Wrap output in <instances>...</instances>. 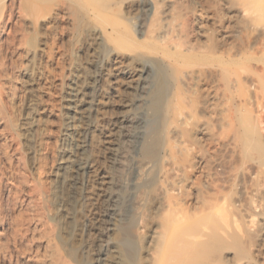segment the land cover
Segmentation results:
<instances>
[{"label": "rangeland", "instance_id": "obj_1", "mask_svg": "<svg viewBox=\"0 0 264 264\" xmlns=\"http://www.w3.org/2000/svg\"><path fill=\"white\" fill-rule=\"evenodd\" d=\"M0 1V264H96L101 240L107 236L99 240L94 228L95 217L103 211L93 201L96 183L90 181L87 187L92 199L74 205L66 248L49 218L51 160L61 144L59 118L64 111L60 85L69 62L84 55L87 45L77 49L78 37L64 20L55 22L51 36L34 32L9 7V0ZM59 1L30 0L33 9L26 13L30 10L29 16H40ZM135 1L76 0L72 5L80 13L84 7L78 3L84 2L107 10L126 36L127 47L120 50L138 53L151 70L143 78L140 103L124 123L120 152H127L120 153L119 162L111 167L117 179V212L130 231L128 264H145L140 238L152 225L173 243L179 242L174 250L180 256L174 264H264V7H258L260 0H151L157 10L151 9L145 18L140 7L143 0ZM261 3L264 6V0ZM165 6L169 10L164 19ZM86 17V27L103 25ZM162 29L169 36L160 41L156 37ZM175 35L181 41L177 47L169 42ZM30 40L36 47L41 43L37 47L41 52L29 63L24 49ZM191 70L199 74L189 76L190 80ZM153 83L163 100V108L154 116L147 106V90ZM29 109H35L31 112L37 124L33 135H39L36 156L30 155L21 130ZM178 111L185 119L177 116ZM164 119L168 120L165 125ZM192 128L198 131L190 135ZM193 137L197 144L190 141ZM152 142L150 158L141 146ZM101 150V145L90 148V158L101 162ZM145 160L150 161L149 168L134 170L135 162ZM166 168L177 173L167 178ZM170 185L172 190L167 188ZM81 242L84 249L79 247Z\"/></svg>", "mask_w": 264, "mask_h": 264}, {"label": "bare ground", "instance_id": "obj_2", "mask_svg": "<svg viewBox=\"0 0 264 264\" xmlns=\"http://www.w3.org/2000/svg\"><path fill=\"white\" fill-rule=\"evenodd\" d=\"M161 1H163V0H161ZM261 1L262 0H260L259 2L261 3ZM137 2H139V1H137ZM259 2L257 4L258 7L259 6L264 7L263 3H261L259 5ZM74 3H77L76 0H61V1L57 2L56 4L54 3L53 7H51L50 9L48 8V10L46 12H44L43 14H41L40 16L36 15L37 17L33 16L34 17L33 18V17L29 16V15H32L30 10H28L30 12V14H28L29 12L26 13L27 9H29L31 7L33 9L32 2H30V0H9V7L12 10L16 9L19 12V15L22 18L21 21L23 22V24H26V27H28L29 29L34 30V32L35 31L42 32V36L43 35L48 36L52 33L51 30L53 29L55 22L57 20L58 21L64 20L66 23H68V24L65 23L66 26L69 25V28H70V30H72V33H74L75 35H77L76 37H78L77 40L79 41L78 42L79 46L77 44V49H81L82 47H85V45H87L86 48H88L86 50V52L84 53V55H79V57L77 59H73L71 62H69V64L67 63L68 64V73H67V75H65L64 81L62 83L61 82L58 83L59 85L61 83L60 89L63 92V95H62V97L60 96V98H62V102H63L62 106H63L64 111L62 113V117L59 118L60 123H59V130L58 131L60 133L59 138L61 139V144H60L59 148L57 147L58 150H56L57 152L53 156V159L51 158L52 159L51 162L53 161V171H52L53 175L51 176V178L53 177V183H52L50 194H49V199H50V202L52 204V206L50 207L52 209V211L49 215L50 216L49 218L57 225L58 231H59L58 236H61L64 239L63 247L66 248L67 247L66 245H68L66 239L68 240L67 237L69 235L68 225H69L71 219L73 218L74 205L78 202L79 203L89 202L92 199V196H91L92 192L88 191L87 187H89L90 181L94 184L96 183L95 185H97V192L95 193V198H93V201L99 202L103 211L101 210L102 213L100 214V217H98V219L96 218L97 216L95 217L96 221L94 224V228L97 232V233L96 232L95 233H96L97 237L99 238V240L101 239L102 236H104L103 234H107V236H106L105 240H101L102 244H101L99 251H97L98 256L95 259L96 260L95 262H96V264H128L129 251L126 248V244L129 243V241H130V231L127 230L129 226L128 227L126 226L125 222L122 221L124 219L117 212V207L115 205L116 200H117V195H116V192L114 191V188L117 185V183H116L117 179H115L116 177L114 178L112 171H111V167L117 165L116 163L119 162L118 158H119L120 153H121L120 151L123 150V149H120V141H121L122 136H125V135H123V129H125L124 123L127 122L129 116H131V114L133 113V109H134L135 105L138 104L139 97H140L139 91L142 88L144 89L143 78L145 77V75H146V77H147V75L150 76L149 73L151 72V70L146 65V63L143 62V59L141 58V56L138 53H135L132 50H130V52H122V50H120V49L125 50V47H127V46H124L125 43L127 42V41L125 42L126 36L122 35L121 27H120L118 21L116 19H113V17L110 18L109 17L110 15L106 12L107 10L105 11L102 7H100V5H92L91 3H89V5H90L89 6L87 4V2L86 3L84 2L85 3V4L83 3L84 5L82 3L81 4L78 3L79 6L84 7L85 12L83 14V11H84L83 8L79 9V10H81V9L83 10V11H81L82 13L78 12L77 10L74 11V9H73L74 7H72V5ZM132 3H133V0H132ZM6 5L8 6V4H6ZM75 5H77V4H75ZM141 5L142 6H140V7L143 9V11H144L143 13H145L144 16H146L145 18H147V16L149 15V12H151V9H152V11L157 10V9H155L156 4H154L151 0H143ZM159 5L160 4H157V6H159ZM165 5H168V4H165ZM138 6H139V3H138ZM138 6H136V7H138ZM132 7H134V6H132ZM128 8H129V6H128ZM139 9H137V10H139ZM167 9H168V7L166 8V6H165V9H163L162 11L160 10L162 13V17L164 19L167 16ZM259 9H261V8H259ZM243 11H244V13L246 12V10H243ZM14 13H15V11H14ZM86 16H88V17H86ZM85 17L86 18L99 19L103 22V25L99 26L96 24L93 26L86 27L85 26V23H86ZM160 20L163 21V19H161V18H160ZM120 22H121V20H120ZM164 23L166 24V22H164ZM58 24H59V22H58ZM165 24H163L162 26L164 27ZM86 25H87V23H86ZM124 25H125V23H124ZM123 28H124V26H123ZM170 28L171 27H168V29H170ZM162 30H161V32L160 31L158 32L160 34H157L155 32L157 34V37H156V35L154 36L158 39L161 37V39H159L160 41H162L163 38H168V36H169L168 35L169 32L167 33V31L165 29L163 31ZM40 36H41V34H40ZM140 36H141V33H140V35H138L139 40H140ZM72 37H74V36H72ZM151 37H153V36H151ZM51 39L53 40V37ZM49 40L50 39H48L47 42ZM139 40H137V41H139ZM179 40H180V37L176 36V38L175 37L172 38V36H171L169 39V42L171 41L172 44H175V46L177 47L178 45L181 44L180 43L181 41L179 42ZM40 41L42 42V40H40ZM47 42H46V44H47ZM24 44H26V42H24ZM33 44H34V42L33 43H32V41L29 42L25 46V49H24L25 50L24 51V53H25L24 57H26V59L29 61V63L35 57V54H37V52L41 50V48L40 49L37 48V47L41 46V43L38 44L39 46H37V47L35 46V44L34 45ZM129 45H131V44H129ZM74 46H76V45H74ZM28 61L26 63H28ZM87 64H89V66H90L89 69H87V66H88ZM29 65H31V64H28V66ZM197 74H199V73L196 72V74H195V72L191 70V73L188 75V77L189 76L197 77ZM184 75H186V73ZM188 79H190V77ZM196 81H198V80H196ZM181 82H182V79H181ZM182 83H184V82H182ZM154 88L155 87H154V83H153V87L151 88V90H147V88H146V90L148 92L145 90L147 92V96H148L147 106H148V109L152 112L153 116L156 113L158 114L159 113L158 111H161V109L163 108V103H162L163 100L161 99V95L158 92L159 90L157 91ZM142 91H144V90H142ZM60 93L61 92H59V94ZM31 105H32V103H31ZM204 105H206V104H205V102L202 101V105H201L202 108ZM201 106H200V108H201ZM106 108H108V109L111 108V109L106 110ZM35 109H31V110L29 109V112L27 113V117L24 118L25 119L24 127H23V129H21V130H23V132H22L23 137L25 138L26 142L29 143L28 144L29 147H26V148H29V153L31 156L32 155L36 156V148L38 147V146L36 147V145H38L37 143H38V136H39V135H37V137H36L35 135H33L34 134L33 132H35L37 129V128H35L37 126V124L35 122V119L33 118L34 115L31 112H32V110H35ZM166 109H167V107H166ZM107 112H109V113H107ZM176 114L178 117H182L185 119V114L182 111H178ZM148 115H147L148 119L150 121H152L153 116L151 117L150 115L149 116ZM37 118H38V114H37ZM103 119H105V122ZM101 120H103V121H101ZM179 120H181V122H182V119H179ZM102 122H104V123H102ZM166 122H168V120L165 121V119H164V125L167 124ZM170 124H172V123H170ZM125 125H126V123H125ZM39 127L42 128L41 126H39ZM201 130H202V128H201ZM174 131H175V129H174ZM195 131H198V129L196 130V129L192 128L191 131H189L190 135L195 133ZM43 132H44V130H43ZM127 132H128V130H127ZM47 134H49V133H47ZM128 134H129V132H128ZM129 136H131V135L129 134L128 137ZM44 137L45 136H43V138ZM171 138L173 139L174 137H171ZM131 139H133V138H131ZM130 141L133 142L129 138V143H130ZM150 141H151V139H150ZM187 141L189 142V139ZM190 141L192 142L193 145H194V143L197 144V142H196L197 139L194 137ZM134 144H131V145H134ZM99 145H101V147H102V150H101L102 151V157H101L102 161L101 162H95L94 160H92L90 158V155H89L90 152L88 153V150L92 147H98ZM153 148H154L153 142L150 144L149 143L148 144L143 143L141 146V150L143 151V153H146L150 158L153 157ZM124 151L122 153L125 155V153L127 151L125 153H124ZM166 152L168 153V151H166ZM155 154L156 153H154V155ZM31 159H32V157H31ZM32 161L34 162L33 159H32ZM165 161H166V159H165ZM171 161H170V165L172 164ZM97 163H99V164H97ZM149 164H150V161H147V160H145V162H142V163L141 162L140 163L135 162L134 163V170L136 169L139 172L141 169L143 170L144 167L149 168L150 167ZM175 166H177V165H175ZM172 167H173V164H172ZM151 170H153V167H152V169L150 168L149 171H151ZM168 171H170V170L167 168L164 170V174L167 178L168 177L171 178L170 176H174V174L177 173V171H175L172 174ZM168 173H170L172 175H170ZM134 174H136V173H134ZM162 174H163V171H162ZM176 175L178 176V174H176ZM140 176H141V173H140ZM140 176H138V177H140ZM165 176H163L164 180L166 179ZM134 178H136V177H134ZM164 180H163V182H165ZM117 182L120 183V181H117ZM165 183H168V182H165ZM166 186H167V184H166ZM175 187H176V185L174 186V188ZM118 188H120V187L118 186ZM162 188H163V186H162ZM167 188H170V190H172L171 185H170V187H167ZM134 190H136V188ZM164 191L165 190H163V192ZM140 192L142 193V191H140ZM144 192H145V189H144ZM169 194H173V193H169ZM136 195H138V194H136ZM142 197H144V196H142ZM235 198H237V197H235ZM137 199H139L138 196L136 197V200ZM119 203H120V200H119ZM90 204H91V202H90ZM132 207H134V206H132ZM169 211H172L171 208ZM181 211H183V209ZM172 213H173V211H172ZM179 214H181V213H179ZM171 215H173V214H171ZM144 216H146V215H144ZM142 218H143V216H142ZM148 219H150V218H148ZM148 219L145 218V221ZM171 219H173V218H171ZM122 222H124V223H122ZM126 223H128V222H126ZM154 223H156V220L154 221ZM159 223H161V222L159 221ZM53 226L54 225H52V227ZM152 226L149 227V229L147 231L144 230L145 228L144 229L141 228L142 230H144V233L141 234L143 236H141L140 239H142L141 250H142V252L144 251V254H145V256L143 257L145 264H174L177 260H179V258L177 256H180V255L175 254V251H176V253H178L177 252L178 249L174 250V247L176 245H179V244H177L179 242L177 241V242L173 243L171 241V238L166 236L165 233L161 234L160 229H159L160 233L157 231L156 225H155V227H152ZM161 226H159V227L161 228ZM141 227H143V226H141ZM136 228H138V227H136ZM137 232H138V229H137ZM163 232H165V231L163 230ZM182 233H183V231H182ZM182 240H185V239H182ZM182 240H181V242H183ZM78 241H80V239ZM88 242H90V241L88 240ZM83 245H84V242H83ZM186 245H183V246H186ZM188 246H190V245H188ZM194 246H197V245H194ZM79 247H82V242L80 243ZM172 248H173V250H172ZM175 248H177V246ZM188 249H190V248H188ZM181 252H179V254H181ZM84 254H85V252H84ZM189 254H191V253H189ZM181 261H182V259H181ZM178 262H180V261H178ZM182 263H184V262H182Z\"/></svg>", "mask_w": 264, "mask_h": 264}]
</instances>
